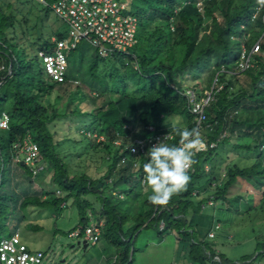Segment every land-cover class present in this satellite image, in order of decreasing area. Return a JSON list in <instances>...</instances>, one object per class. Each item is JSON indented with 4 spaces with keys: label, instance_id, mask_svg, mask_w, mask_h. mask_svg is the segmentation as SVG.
Here are the masks:
<instances>
[{
    "label": "trees",
    "instance_id": "trees-1",
    "mask_svg": "<svg viewBox=\"0 0 264 264\" xmlns=\"http://www.w3.org/2000/svg\"><path fill=\"white\" fill-rule=\"evenodd\" d=\"M132 2L139 11L131 51L103 59L82 42L67 54L62 82L47 74L41 57V53L53 51L51 37H29L22 27L25 22L5 12L0 3V62L6 66L0 74V116L6 113L9 117L8 128L0 129V159L12 155L16 142L30 137L39 147L44 170L52 171L50 183L55 186L50 192L44 189L40 196H30L26 190L19 194L9 186V201L20 209L53 205L61 210L71 200L79 216V238L91 225L88 212L96 223L103 222L101 238L116 252L111 264H133L138 250L135 241L148 228H154L159 237L172 235L181 248L178 257L193 264H256L264 258V165L260 162L264 157V0ZM255 42L258 48L250 55V65L241 71L242 51L249 55ZM184 76L193 80L191 87L198 97L214 90V100L205 108L207 120L198 128L205 130L210 124L212 130L201 135L206 147L196 152L186 187L167 204L153 205L147 199L150 189L142 172L152 146L147 144L140 154L130 152V147L152 134H170L166 143H178L173 127L179 125L172 124V116L181 120L179 127L197 130L185 96L189 87L182 81ZM239 76L248 79L251 90L240 83ZM105 98L108 102L101 103ZM72 129L75 136H70ZM226 145L239 157L234 162L228 156L229 161L216 164ZM69 150L95 160L96 153L104 152L106 171L96 177L71 172ZM243 157L254 161L245 166ZM15 165L14 170L30 178L25 165ZM3 173L4 168L0 188ZM248 190L257 193L256 197L252 193L257 199L249 203L244 216L250 229L260 228L253 234L262 236L255 238V253L234 261L218 251L222 237L202 238L200 225L195 227L191 216L206 210L202 204L208 198L201 195L210 192L213 207L223 212L218 222L224 230L233 228L234 215L225 209L226 204L239 210L240 202L249 201ZM89 195L94 201L86 198ZM6 199L2 191L0 214ZM235 232L234 237H241Z\"/></svg>",
    "mask_w": 264,
    "mask_h": 264
},
{
    "label": "rangeland",
    "instance_id": "rangeland-1",
    "mask_svg": "<svg viewBox=\"0 0 264 264\" xmlns=\"http://www.w3.org/2000/svg\"><path fill=\"white\" fill-rule=\"evenodd\" d=\"M117 1L119 5L127 6L125 9L126 13L137 16L139 9L132 0ZM0 3L5 12H11L15 15L17 20L25 22V25L22 27L25 28L27 33H29V37H32L35 40L39 36L44 38L47 36L52 37L64 30L60 20L49 6V10L47 11V4L44 1L0 0ZM257 44L258 42H255L252 46V52L256 51L255 47ZM69 52L68 55L70 54ZM79 53L80 48L77 49L75 54L78 55ZM5 70V62H0V74ZM239 80L244 87H247V90H251L247 78L239 76ZM182 81L187 87H191L193 84V80H186L185 76L182 78ZM107 102L108 99L105 98L101 103L106 104ZM80 106L81 108L84 107L82 104ZM70 120H72L70 122L74 121L73 118ZM169 120L173 125H182L181 120L177 116H172ZM71 127H75V125L72 124ZM80 128L82 129V127ZM81 129L79 130L80 132H82ZM199 133L200 135L206 134V130H200ZM75 134L74 129L70 130V136H75ZM67 146L68 145L62 149V154H65V151L68 148ZM221 149L223 150H221L222 152L218 155V158L215 159V163L217 162L221 165L223 162L229 161L227 159L228 156L233 158L234 162H236L239 156L231 146L226 145ZM69 152L71 172H86L89 175L96 177L102 175L106 171V161L104 159L106 156L104 152L96 153V157L98 158H96V160L94 158H85L83 154L73 155V151L70 150ZM11 156L4 154L3 158L0 159V170L4 168V185L0 188V193L3 191L7 197L3 212L0 214V239L2 236L8 237L12 234L18 235L31 249H40L44 251L45 259L43 264H96V261H93L96 256V252L94 251L96 241H89L88 247L84 249L82 243L78 245L79 238L70 237L69 235L79 229L77 208L74 204H70V201H67V205H62L67 207L61 210L53 205H45V207L29 205L24 209H20L16 202L13 204L9 201V186L15 189L19 194H21L20 192L22 190H26L27 194L30 196H40L43 191L48 190V192H50V190H54L55 188V186L50 183L52 171L44 170L37 174H33L28 170V172L30 171V178H28L26 173L22 174L18 169H13L16 167V163L14 164ZM20 156L23 157V155ZM253 161L254 160L251 157H243L241 161L243 163L241 164L247 166ZM260 162L264 165V157ZM20 174H22V176ZM11 175L12 177L10 181ZM30 180L33 182H29ZM125 188L127 189L126 185ZM146 190L147 189H145V191ZM252 193L256 197L257 193L248 190L246 194L249 201L248 203L240 202L241 207L239 210H233L232 207L227 204L225 207L226 210L228 209L232 211V214L234 215L233 222L235 223L233 228L237 231L235 234L240 233L241 237L233 236V228H226V230L229 231L222 228L223 224L221 221L218 222V219H223V212H220L221 209L215 210L216 207H213L216 205L215 201H212V205H208L207 202H204L202 207L206 210L197 215L192 214L191 216L192 224L195 225V227H197L196 223L200 225L199 230L200 235L203 236L202 238L212 239L217 235L222 237L218 241V251L224 253L234 261L239 260L243 255L255 253L257 247V241L255 238H261L262 236V233L259 234V232L253 234L254 231H257L260 228L254 226V230L250 229L251 225L247 222L248 217L244 216V213L247 212L250 204L253 203V200L255 201V199H257H254ZM56 194L58 195L59 193L56 192ZM92 196L93 195H89L86 198L92 201ZM201 196L204 197V194L202 193ZM41 197L44 199L46 198L44 195ZM225 214L226 213L224 212V215ZM91 223L95 224L92 220ZM247 224L249 227L243 229ZM30 225L38 226L39 229H33ZM221 229L225 233H223ZM80 240L82 241L83 239L80 238ZM103 243L104 242L101 240L100 244ZM135 247L138 250L136 249L137 251L134 253L133 264H183L188 262L186 257L181 258V255L178 257L181 248L176 247V240L174 237L167 234H163L162 237H159L154 228L141 230L135 241ZM256 264H264V258L262 261H257Z\"/></svg>",
    "mask_w": 264,
    "mask_h": 264
},
{
    "label": "built area",
    "instance_id": "built-area-1",
    "mask_svg": "<svg viewBox=\"0 0 264 264\" xmlns=\"http://www.w3.org/2000/svg\"><path fill=\"white\" fill-rule=\"evenodd\" d=\"M47 6L58 17L64 29L60 33V37L56 34L51 37L50 41L54 44L53 51L41 53L44 68L53 80L64 81L67 71V54L82 42H87L103 59L128 53L135 45L138 17L126 13L127 6L119 5L117 0H53ZM255 48L257 50L258 44ZM251 53H253L252 50L247 55L243 49L242 59L238 65L241 71L249 67ZM213 91L211 89L201 97H198L192 87L187 88L185 92L191 113L196 117L197 130L207 120L205 108L214 100ZM8 122V115L2 113L0 129H7ZM148 129L154 131L152 126ZM205 130L211 131L212 126L208 124ZM224 136L225 134L221 135V137ZM171 138L172 135L170 134H152L145 140H137L138 145L131 146L130 152L144 153L147 144L153 146L161 140L166 143ZM205 147L206 144L203 141L200 150ZM11 152L13 162L16 164L23 162L33 174L44 170L45 165L42 163L39 147L30 137L25 138L22 142H16ZM197 193L198 191L194 192V194ZM212 201L211 196L208 198L207 204L212 205ZM102 226L103 222H99L86 227L81 239L87 240V242L98 241L101 238ZM162 227L163 223L161 222L160 228ZM80 229L79 227L78 230L70 233V237L79 238ZM44 259V251L31 249L18 235L2 236L0 239V264H43ZM183 264L193 263L186 262Z\"/></svg>",
    "mask_w": 264,
    "mask_h": 264
},
{
    "label": "clouds",
    "instance_id": "clouds-1",
    "mask_svg": "<svg viewBox=\"0 0 264 264\" xmlns=\"http://www.w3.org/2000/svg\"><path fill=\"white\" fill-rule=\"evenodd\" d=\"M173 131L179 137L178 143L157 142L150 147L142 165L143 182L150 189L147 199L153 205L167 204L186 187L194 156L203 145L200 133L194 128L174 126Z\"/></svg>",
    "mask_w": 264,
    "mask_h": 264
},
{
    "label": "crops",
    "instance_id": "crops-1",
    "mask_svg": "<svg viewBox=\"0 0 264 264\" xmlns=\"http://www.w3.org/2000/svg\"><path fill=\"white\" fill-rule=\"evenodd\" d=\"M203 194H204V197H206V198H209V196L211 195L209 192H205ZM71 203H72V201L70 200V204ZM65 207H67V206H65ZM88 214H89L91 220L94 223H96L94 221L95 217L91 216L90 212H88ZM78 226H79V224H78ZM101 240L104 242L103 244H100ZM95 243L96 244L94 246V251L96 252V256H95V259L93 261H96V264H111L115 260V256H116L115 249L112 246L108 245L102 238H100Z\"/></svg>",
    "mask_w": 264,
    "mask_h": 264
},
{
    "label": "water",
    "instance_id": "water-1",
    "mask_svg": "<svg viewBox=\"0 0 264 264\" xmlns=\"http://www.w3.org/2000/svg\"><path fill=\"white\" fill-rule=\"evenodd\" d=\"M21 165L24 166V163L21 162ZM81 243L83 244V248H84V249H86V248L88 247V242H87V240H82V241L78 240V245L81 244Z\"/></svg>",
    "mask_w": 264,
    "mask_h": 264
}]
</instances>
